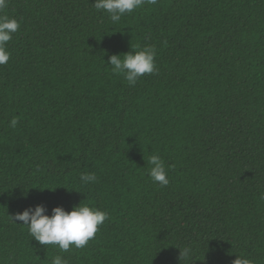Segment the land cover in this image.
I'll use <instances>...</instances> for the list:
<instances>
[{
  "label": "trees",
  "instance_id": "16d2710c",
  "mask_svg": "<svg viewBox=\"0 0 264 264\" xmlns=\"http://www.w3.org/2000/svg\"><path fill=\"white\" fill-rule=\"evenodd\" d=\"M94 2L0 11L20 23L0 65V264H264V0H158L115 24ZM146 46L157 71L129 86L108 59ZM79 204L108 218L68 252L10 217Z\"/></svg>",
  "mask_w": 264,
  "mask_h": 264
},
{
  "label": "clouds",
  "instance_id": "9594fccd",
  "mask_svg": "<svg viewBox=\"0 0 264 264\" xmlns=\"http://www.w3.org/2000/svg\"><path fill=\"white\" fill-rule=\"evenodd\" d=\"M158 0H95L94 8L98 12L108 15L112 23H117L122 17L132 14L145 4L155 5ZM8 0H0V11L7 7ZM20 28V23L15 18L0 15V65L6 64L10 59V53L6 45L11 41L13 34ZM156 49L154 46H146L139 51H130L123 54H113L107 64L111 66L113 74L122 75L129 86H135L138 79L145 75H151L157 71L155 64ZM18 120L12 118L9 126L15 128ZM147 163L151 165L150 179L165 187L169 184L165 163L159 154L149 157ZM80 179L85 184L95 183V173L81 174ZM264 199V195L261 197ZM44 205L29 207L22 212L10 216L15 223L27 226L29 235L42 246L52 245L58 247L61 252H68L71 247L82 249L93 239L99 227L108 218L107 213L85 204L74 206L71 211L63 207H55L51 215L46 214ZM181 250V249H180ZM191 249L185 247L181 250L180 257H187ZM51 264H68L62 256L57 255ZM233 264H252V261L243 255H236Z\"/></svg>",
  "mask_w": 264,
  "mask_h": 264
}]
</instances>
